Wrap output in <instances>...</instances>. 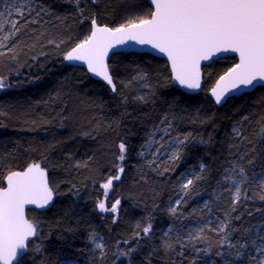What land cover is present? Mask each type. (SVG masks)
Masks as SVG:
<instances>
[{
  "label": "trees",
  "instance_id": "16d2710c",
  "mask_svg": "<svg viewBox=\"0 0 264 264\" xmlns=\"http://www.w3.org/2000/svg\"><path fill=\"white\" fill-rule=\"evenodd\" d=\"M133 3L136 11L131 7ZM148 4V0H98L95 4L81 0V16L74 0H35L36 6L43 5L51 15L34 12L27 16L36 23L22 27L7 47L0 49L5 53L0 56V78L10 85L0 89V188L5 187L10 172L22 171L36 162L46 168L50 185L57 193L49 209L28 211L29 219L38 225L39 235L29 244L20 264H60L63 260L94 264L95 255L88 242L91 232L108 242L107 264H111L115 241L130 240L131 245H121L124 248L136 246L133 236L140 230L137 224L143 227L149 219L153 239L139 241L133 264H148L149 259L151 264H173L174 260L190 264L192 258L197 259V264H222V258L215 255L220 240L216 232L206 230V242L197 244L198 248L207 247L209 255L201 252L197 256L189 246L188 259L171 252L165 254L160 249L162 234L170 224L189 226L210 216L225 220L229 193L217 185V180L230 166L228 161L236 158L235 154L252 147L244 144L229 149L232 126L244 116L249 117L244 132L257 151L248 157H256L254 165H248L247 158L242 163L249 174L264 168V151L260 150L264 141L256 135L264 124V87L231 98L219 107L209 95L210 88L237 63L235 57L204 67V89L200 94L188 95L172 85L165 60L150 54L118 53L109 63L117 85V93H113L86 69L69 65L64 59L68 51L90 35L93 17L99 25L115 28L130 17L147 12ZM23 24L20 20L17 27ZM138 73H147L151 90L142 86L144 81L125 87ZM135 95H147L149 102L134 103ZM121 96L128 98L127 105L121 102ZM126 108L130 117L124 114ZM165 115L172 120V135L190 132L192 137L173 170L160 176L138 154L148 133ZM122 138L129 145L123 162L125 172L120 181L114 182L107 201L110 206L115 199L121 200L118 219L113 224V214L99 213L95 204L103 195L99 185L116 173L117 145ZM201 138L208 143L200 144ZM78 162H86L87 166L77 168ZM201 162L207 164L209 171L204 180L196 183L192 195L177 206V213L184 214L177 220L170 214L169 205L178 195V182L185 173L196 171ZM160 164L168 166L167 161ZM248 195L252 199L242 200L237 211L231 213L229 231L264 224V201L251 191ZM205 201L210 202V213L206 209L201 212ZM217 225L211 223L210 227ZM238 235L239 232L233 233L232 238ZM153 248L158 250L149 257Z\"/></svg>",
  "mask_w": 264,
  "mask_h": 264
},
{
  "label": "snow or ice",
  "instance_id": "6c2138e0",
  "mask_svg": "<svg viewBox=\"0 0 264 264\" xmlns=\"http://www.w3.org/2000/svg\"><path fill=\"white\" fill-rule=\"evenodd\" d=\"M71 2V0H69ZM78 11L83 16V8L80 6L81 0H74ZM93 4L98 0H91ZM35 0H13V6L8 7L5 0V11L0 12V33L4 31L3 25L10 24L7 35L0 36V49L7 45L8 41L20 32L21 28L29 23H36L33 18L26 19L33 12L39 15L51 12L43 5L34 6ZM136 11V5H131ZM148 11L137 14L118 27L111 28L101 26L95 17L91 19V34L88 35L64 56L67 61H79L87 65V72L94 77H99L111 89L117 93V85L114 83L113 75L110 72L107 58L111 49L118 45H124L128 41H133L141 46H150L158 53L167 57L170 64L171 79L181 88L186 90L201 89V62L210 61L213 57L221 53H236L239 62L229 68L218 77L214 86L210 88V95L214 102L220 105L226 98H231L230 93H235L242 88H254L256 83L264 85V0H150ZM13 12L19 19H5L12 17ZM20 20L24 24L17 25ZM59 46V45H57ZM10 51L14 50L9 49ZM0 51V56L4 55ZM144 81L143 87L151 90V85L147 82V73H138L125 83V87H131L135 83ZM10 87L0 78V89ZM134 103H148L147 95H135L132 97ZM121 102L128 104V98L121 96ZM126 116L131 113L125 109ZM264 120V117H261ZM249 121V117L244 116L241 121L232 126L233 147H243L244 144L252 145L251 148H244L238 152L235 159L229 160V167L223 169L217 185L223 187V191L229 193L230 203L225 220L218 223L216 227H210L211 220H207L202 227L189 229L184 224H170L163 237L160 249L165 254L169 252L183 259H188L186 251H195L199 256L202 252L209 255V249L198 248L197 244L206 242L205 231H214L220 236L217 257L222 258V264H264V224L254 225L243 230L233 228L228 230V221L231 213L237 211L241 201L252 199L248 195L249 191L253 196H258L264 201V168L260 172L249 174L245 164L242 163L247 158L248 165H254L256 157H249L250 153L256 152L253 141L245 134L244 125ZM174 131L172 120L167 115L160 120L159 125L148 133L146 140L141 145L139 156L145 158V164L158 175L173 170V165L184 156L185 149L192 133L181 135ZM88 135V133H85ZM259 141H264V124L257 132ZM195 143V141H194ZM199 143L206 145L208 141L199 140ZM119 154L115 164L116 173L109 175L105 182L99 185L103 189L102 198L96 201L95 208L99 213H112V223L118 219L121 200L115 199L109 206L108 196L113 189L114 182L120 181L125 172L124 161L127 158L129 145L125 138H122L117 145ZM167 153V167H161L158 158ZM264 151V147L260 149ZM155 165V167H153ZM87 166L86 162H78L75 167ZM206 163L201 162L194 172L185 173L179 180V199L175 204L179 206L186 197L192 195V190L198 181L205 179L208 172ZM7 187L0 188V264H20V258L27 250L30 238L38 237V225L26 218L25 209L27 205H34L37 208H47L54 199L56 188L50 186L48 172L40 163L29 164L24 171H12L6 177ZM175 187V186H174ZM258 190V191H257ZM199 195V192H196ZM220 200V197H216ZM209 213L212 211L210 202L205 201L203 209ZM195 212V210H193ZM170 214L177 220L184 217L183 213H177V207L169 209ZM252 215L251 212L248 213ZM235 219H240L236 216ZM139 231L134 233L133 238L137 240L136 246L127 248L121 245H131L130 240H117L111 251V264H133L134 254L140 247L139 241L142 239H153V224L149 219L143 227L137 224ZM239 232L236 239L233 233ZM88 242L92 246L95 260L94 264H107L110 255L108 242L103 236L96 232H91ZM158 249L153 248L148 256L153 255ZM151 264V260H148ZM173 264H183V260ZM190 264H197V259L192 258Z\"/></svg>",
  "mask_w": 264,
  "mask_h": 264
},
{
  "label": "water",
  "instance_id": "95a60500",
  "mask_svg": "<svg viewBox=\"0 0 264 264\" xmlns=\"http://www.w3.org/2000/svg\"><path fill=\"white\" fill-rule=\"evenodd\" d=\"M150 2V0H148V3ZM98 23V22H97ZM101 26H106V25H101ZM91 34V33H90ZM71 51V50H70ZM118 53H137V54H150L154 57H157V58H160V59H163L167 62L168 66H169V69H170V64L167 60V57L162 54V53H158L156 50L152 49L150 46H141V45H138V44H135V42L133 41H128L126 44L124 45H118L117 47L113 48L110 50L109 52V56L107 58V63L109 64L110 63V59L111 57L114 55V54H118ZM228 57H235L237 59V63L239 62V56L238 54L236 53H221V54H218L217 56L213 57L212 60L210 61H202L201 62V89L199 90H186V89H183L181 88L178 84H176L173 80H172V85L178 89H180L183 93L185 94H188V95H197V94H200L202 92V90L204 89V86H205V80H204V67L206 66H209L211 65L213 62L215 61H218L220 59H223V58H228ZM69 65H72V66H75V67H81V68H84L86 69L87 71V65L83 64L82 62H79V61H67L65 60ZM111 72V71H110ZM171 73V72H170ZM92 78L96 79V80H99L101 82H103L108 88H110L104 81H102L99 77H94L91 73H88ZM215 84V83H214ZM214 86V85H213ZM260 87H264V85H262L261 83H256V86L254 88H242L240 90H238L237 92L235 93H230L229 95L231 96V98H235V97H241L245 94H248V93H252L254 90H256L257 88H260ZM209 95H210V92H209ZM211 97V95H210ZM230 98V99H231ZM211 99L214 101V98L211 97ZM229 100V98H226V101H222V103L220 105H217L219 107L223 106L227 101ZM215 103V102H214ZM42 166V165H41ZM43 167V166H42ZM26 170V169H24ZM22 170V171H24ZM48 179H49V175H48ZM49 184H50V179H49ZM51 186V185H50ZM7 187V182H6V178H5V187ZM55 202V194H54V199L52 201V203L50 205H48L47 208H37L35 207L34 205H27L26 206V209H25V214H26V218L29 219L28 217V211L29 210H37V211H44V210H47L49 209ZM30 220V219H29ZM34 239L33 238H30L28 244L31 243V241ZM29 247V246H28ZM28 252V248L27 250L24 252V255L20 258V260L27 254ZM13 264H16V261H13Z\"/></svg>",
  "mask_w": 264,
  "mask_h": 264
},
{
  "label": "rangeland",
  "instance_id": "374dc122",
  "mask_svg": "<svg viewBox=\"0 0 264 264\" xmlns=\"http://www.w3.org/2000/svg\"><path fill=\"white\" fill-rule=\"evenodd\" d=\"M18 2H19V0H17V3ZM7 3H8V7L9 8H11L13 6V0H7ZM34 6H36V5H34ZM4 11H5V0H0V12H4ZM5 19H19V18L13 12L12 17H7L6 16ZM3 28H4V31L2 33H0V36L7 35L8 34V32L10 30V24L5 23L3 25ZM9 41L10 40L4 41V43L7 44V42H9ZM163 161H167V153H164L163 150H162V154L158 158V163H162ZM177 191L179 193V183L177 185ZM177 199H179V195H177V197L172 202H170L169 208H171V207H177V205L175 204V201ZM104 214H106V213H104ZM209 219L211 220L212 223H217L218 224L219 222H221V220H218V219L210 216V217H208L204 221H201V222H198V223H195V224H192V225L187 226V228L192 229V228H196V227H202L204 225V223L207 220H209ZM60 264H89V263H83V262H78V261H73V260H63V261L60 262Z\"/></svg>",
  "mask_w": 264,
  "mask_h": 264
},
{
  "label": "bare ground",
  "instance_id": "6f19581e",
  "mask_svg": "<svg viewBox=\"0 0 264 264\" xmlns=\"http://www.w3.org/2000/svg\"><path fill=\"white\" fill-rule=\"evenodd\" d=\"M255 91V90H254Z\"/></svg>",
  "mask_w": 264,
  "mask_h": 264
}]
</instances>
